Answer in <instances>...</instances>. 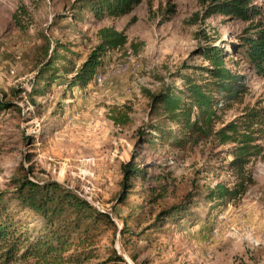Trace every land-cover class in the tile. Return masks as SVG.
Masks as SVG:
<instances>
[{
	"label": "rangeland",
	"instance_id": "rangeland-1",
	"mask_svg": "<svg viewBox=\"0 0 264 264\" xmlns=\"http://www.w3.org/2000/svg\"><path fill=\"white\" fill-rule=\"evenodd\" d=\"M253 1L264 10V0ZM71 2L0 0V96L14 104L0 114V191L9 188L21 166L31 170L29 179L59 183L108 213L118 228L127 211L115 203L120 168L129 160L147 177L157 176L155 181L134 180L128 197L131 203L145 205L142 198L149 188H162L161 199L145 206L153 212L177 203L192 188L203 191L228 180L220 153L225 147L212 150L198 143L176 149L165 140L142 138L140 132L148 122L147 94L171 81L179 86L172 76L183 62L206 65L191 57L203 42L194 33L203 30L227 50L245 24L217 15L190 24L191 15L199 11L196 0H143L126 16L98 22L85 12L73 19ZM166 2L173 5L170 15L165 13ZM103 27L123 32L128 42H140L139 52L106 54L95 73L102 76L99 84L92 78L85 86L67 88L59 75L32 102L23 93L13 94L28 86L47 44L66 45L79 64ZM239 70L245 74L248 92L220 116L223 122L254 102L264 103V81L242 66ZM247 168L254 183L236 202L222 205L196 199L181 221H168L159 233H146L143 240L131 243L117 231L106 230L90 247L94 257L82 264L101 263L111 249L126 264H264V158ZM16 215L27 225L26 234L35 236L31 226H37V220L25 212ZM73 250L71 246L65 254ZM9 264L40 262L27 256Z\"/></svg>",
	"mask_w": 264,
	"mask_h": 264
},
{
	"label": "trees",
	"instance_id": "trees-1",
	"mask_svg": "<svg viewBox=\"0 0 264 264\" xmlns=\"http://www.w3.org/2000/svg\"><path fill=\"white\" fill-rule=\"evenodd\" d=\"M141 1L72 0L69 10L73 19L79 20L85 12L98 22L126 16ZM196 3L199 11L191 15L190 24L202 23L217 15L245 26L227 50L215 44L217 39L207 36L203 30L194 33V38L203 42L191 52V57H197L206 65L191 66L183 62L172 76L180 82L179 86L171 81L156 93L147 94L148 122L140 135L151 140L157 138L160 142L165 140L176 149L198 143L209 145L212 150L225 147L220 153L224 156L222 170L228 180L215 182L203 191L192 188L177 203L153 212L145 206L151 207L161 199L162 188H149V194L142 198L145 205L131 203L128 197L134 180L155 181L157 176L147 177L129 160L120 168L122 178L115 203L126 206L127 211L117 228L108 213L59 183L29 179L27 174L31 170L24 171L20 166L9 188L0 191V264L27 256L40 264H82L94 257L90 247L106 230L117 231L121 239L130 243L132 239L143 240L146 233H159L168 221H181L196 199L222 205L234 203L253 185L247 167L264 158V103L254 102L225 122L220 116L240 103L248 92L240 66L264 81V10L253 0H196ZM172 12L173 5L166 2L165 13ZM95 37L96 44L79 64L66 45L58 41L47 44L44 58L28 86L13 94L23 93L32 102V97L42 94L59 75L64 77L67 88L85 86L102 66L106 54L125 53L129 49L136 55L142 46L140 42H128L123 32L112 27L98 29ZM13 107L14 104L0 96V114ZM20 212L37 220L38 225L31 226L35 236L26 234L27 225L16 215ZM71 246L74 250L65 254ZM85 247L88 249L84 250ZM123 250L127 251L126 247ZM128 256L132 262L135 260L133 255ZM98 264L126 262L111 249Z\"/></svg>",
	"mask_w": 264,
	"mask_h": 264
},
{
	"label": "built area",
	"instance_id": "built-area-1",
	"mask_svg": "<svg viewBox=\"0 0 264 264\" xmlns=\"http://www.w3.org/2000/svg\"><path fill=\"white\" fill-rule=\"evenodd\" d=\"M93 80H94L97 84H99V83L102 81V76L99 75V74H95V75L93 76Z\"/></svg>",
	"mask_w": 264,
	"mask_h": 264
},
{
	"label": "crops",
	"instance_id": "crops-1",
	"mask_svg": "<svg viewBox=\"0 0 264 264\" xmlns=\"http://www.w3.org/2000/svg\"><path fill=\"white\" fill-rule=\"evenodd\" d=\"M106 58H107V56H106Z\"/></svg>",
	"mask_w": 264,
	"mask_h": 264
}]
</instances>
